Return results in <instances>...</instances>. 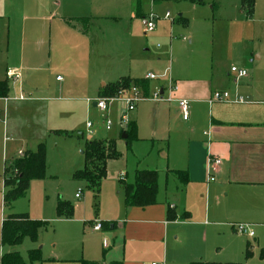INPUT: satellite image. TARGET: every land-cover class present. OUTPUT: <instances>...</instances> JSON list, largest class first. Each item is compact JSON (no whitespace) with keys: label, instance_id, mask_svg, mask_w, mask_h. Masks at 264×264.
I'll return each instance as SVG.
<instances>
[{"label":"crops","instance_id":"1","mask_svg":"<svg viewBox=\"0 0 264 264\" xmlns=\"http://www.w3.org/2000/svg\"><path fill=\"white\" fill-rule=\"evenodd\" d=\"M203 1V5H195L188 0H0V81L9 87L7 98L0 99L5 115L19 110L54 113L56 106L52 103L60 101L69 106L58 121L63 125L53 126L51 122L57 121L51 120L45 127H38L37 135L26 141L20 154L36 152L46 135L66 136L54 133L56 130L78 132L82 117L95 116L90 120L93 128L87 142L113 141L118 151V143L127 140L122 136L131 123L137 125L142 138L143 128L151 126L154 150L166 164L159 161V167L138 170L158 172L156 204L127 208L125 193L122 196L119 191L117 198L105 203V215L98 221L118 222L120 227L105 231L100 252L85 249V260L66 264H145V257L151 256L159 243L163 245L162 258L167 261L171 234L185 245L171 264H239L248 249L254 254V247L264 255V101L209 103L215 92H228L231 99L242 98L238 88L247 77L236 83V75L231 73L235 65L229 68V60L223 55L225 44L233 52L243 47L251 57L249 62L245 56L239 58L241 68L250 70V92L264 96V51L259 43L255 45L259 29L255 21L264 20L263 8L256 0L254 15L248 19L242 0ZM167 12L170 19H165ZM151 14L160 20L153 32L146 33ZM8 70L18 71L21 80H9ZM56 74V80L62 83L58 86L53 84ZM150 74L159 79L147 80ZM123 79L146 81L148 93L140 88L147 97L160 92L175 101L187 100L191 105L189 120H183L177 102L148 100L137 106L126 123L119 106L112 104L107 116L113 126L108 131L102 114L91 102L100 98L106 86ZM170 82L176 87L172 93ZM234 84L236 90L231 94L229 89ZM40 101L47 105L40 107ZM87 122L79 133L82 138ZM3 125L6 135L8 124ZM209 156L222 161L214 182L207 174ZM121 159L122 155L108 162L107 175L110 164ZM76 168L78 171L81 167ZM124 176L122 172L121 178ZM4 181L5 177L1 229L9 215H20L14 204L5 206ZM120 181L135 182L129 183L126 178ZM102 194L103 200L104 190ZM239 224L252 226L254 238L239 236L234 228ZM213 235L226 243L220 247V259L209 257L207 244ZM18 248H0V258L20 252ZM120 248L123 253L116 257ZM53 259L49 261L57 260Z\"/></svg>","mask_w":264,"mask_h":264},{"label":"rangeland","instance_id":"2","mask_svg":"<svg viewBox=\"0 0 264 264\" xmlns=\"http://www.w3.org/2000/svg\"><path fill=\"white\" fill-rule=\"evenodd\" d=\"M259 2L261 3V8H263L261 14H264V0H259ZM172 13L173 15H176L175 10H172ZM255 25L259 27L257 33L258 42H256L255 45L259 43L264 51V20L258 19L255 21ZM223 55L229 60V68L231 65H235L238 69H242V64H240L241 62L239 60L240 57L245 56L246 59H248V62L250 61L249 58H251L247 56L246 52H244L243 47L238 48V51L236 49V51L233 52L231 47L227 44L224 46ZM244 69H248V67ZM248 71L249 77L241 81L242 86H239L238 88L239 94L242 96L243 100L250 104L257 101H264V96L250 92V87L248 86L250 70L248 69ZM56 77L57 74L53 78V84L58 86L59 83H62L61 80H56ZM59 77L65 79L63 74H60ZM236 86L234 84L230 87L229 92L231 94L235 92ZM158 93L160 94V92ZM169 97L170 96L167 93L164 97V102L172 103L167 101ZM38 104L40 107H43L44 105H47V102L40 101ZM65 104L68 103L66 101L52 103L56 108H54V113L50 112L51 117L49 113L41 110H37L36 112H33V110L30 112L19 110L16 114L7 112V116H12L14 114V116L12 118L9 117V119L5 115L4 109L0 106V213L3 207V179L5 176L13 180L15 179V176L11 171L7 174H5V171L10 169L11 164L20 157L19 152L23 151L26 141L32 140L34 135H37L35 131L38 130V127H45V124L51 120L57 121L51 122V125L53 126L63 125L58 123V121H60V117L64 115L63 109L67 108L69 110V106ZM58 108V113H55ZM81 116H83V114H81ZM94 118L95 116L90 119L82 117L78 124L80 126L78 132L74 133L67 131L68 135L65 137L45 136V141L42 144L46 146L47 151L46 176L42 180L32 181L28 192L29 196L27 198L25 197V199L18 200L13 205L16 212H20L16 214H27L31 218L32 216H35V220L42 221L45 224L43 231L39 234L36 242L31 241L30 239H25L23 244L19 246L18 249L21 252L20 255L25 264H42L43 262L45 264H66L71 260H85V249L89 250L92 248V250L100 252L105 238L103 234L106 232L101 231L100 233H95L92 230V226L94 223L100 222L98 221L99 218L104 217L106 212L105 203L113 201V198H117L119 196V191H121L122 196H124V190L122 184H119V181L122 178H126L127 181L131 183L135 180L136 172L138 170L148 169V167H159V165L157 166L159 161L162 162V165H166L164 161L158 159V153L154 150L155 145L152 141L153 138H151V126H146L143 128L145 131V137L142 138L137 134V139L131 140L130 149L127 147V142L120 141L118 143V151L121 153L122 159L110 164L107 178L102 183L101 192L97 196L95 192L89 188L86 182H80L73 179V175L76 172L75 169H77L76 167H81L80 169H82L84 165V155L82 153H84L86 149L89 130H85L84 138L80 137L79 133L81 134L83 132L82 129L85 127L83 126V123H86V121L89 122ZM5 122L8 124V132L6 135H4L3 132V124ZM30 127L31 131H29ZM56 131L66 132L64 130ZM56 131H54V133ZM25 156L26 153H24L23 157ZM80 169L78 168V170ZM122 172L127 175V177L124 176L121 178ZM164 178L165 177L162 176V179ZM80 190L82 191V199L76 200L75 195ZM103 190L105 192V198L102 200ZM60 201L73 207L74 214L72 217L58 216V206ZM29 207H31V209H29ZM92 221L94 222L87 223ZM109 241L110 243L112 242V240ZM35 245L38 246V248L32 250V247ZM225 245L226 243L223 238L218 237L217 235L209 237L207 244L210 254L209 257L220 259V257H218L220 256V247L224 248ZM167 248V261L162 258L163 245L159 243L153 249L155 252H153L152 255L149 253L151 256L145 257L144 263L159 264L162 263V261H165L166 264L167 262L171 264V262H175L178 255L185 250V245L182 242H178L175 235L171 234L168 239ZM254 248L255 251L251 258H247L245 253L244 261L239 264H264L261 251L258 253L256 247ZM35 250H40L42 257L41 262L30 261L29 252ZM122 253V249L120 248L117 250L115 256L120 257ZM111 256H114V252L111 253ZM53 257V260H57L49 261ZM216 264L223 263L218 261Z\"/></svg>","mask_w":264,"mask_h":264},{"label":"trees","instance_id":"3","mask_svg":"<svg viewBox=\"0 0 264 264\" xmlns=\"http://www.w3.org/2000/svg\"><path fill=\"white\" fill-rule=\"evenodd\" d=\"M195 5H203V0H188ZM256 0H242V9L246 12V18L251 19L254 15ZM131 84H136L148 93L149 86L146 81H130L123 79L121 82L106 86L100 93V98H111L122 88H128ZM9 87L7 82L0 81V99L7 98ZM138 128L135 123H131L128 129L124 131L128 136L126 142L128 149L131 148V140L137 139ZM58 135H68L67 132L57 131ZM121 155L116 149L113 141L94 140L87 142L84 152V168L76 171L73 179L80 182H86L91 190L98 196L101 192L102 182L107 178V166L109 161L120 159ZM9 170V171H7ZM5 174L13 173L15 179L5 176L4 186L5 206L10 208L16 201L24 199L30 189L32 181L42 180L47 172V151L44 144L39 145L36 152L26 153L23 158L17 159ZM159 174L156 171H138L136 172L135 182L127 184L121 181L124 193L125 204L127 208L137 207L146 208L155 205L158 196ZM187 183V180L184 182ZM74 209L65 202L60 201L58 206L59 217H72ZM188 219V216H187ZM45 224L42 221L32 220L27 214L9 215L2 224L1 245L0 248H16L23 244L25 239L36 242L40 231ZM103 230H116L120 227L118 222L102 224ZM247 258H251L252 253L248 249ZM264 259V255H262ZM29 259L31 262H41L40 250L30 251ZM0 264H25L21 255L17 251L7 253L0 258ZM81 264H100L82 261ZM204 264V263H192Z\"/></svg>","mask_w":264,"mask_h":264},{"label":"built area","instance_id":"4","mask_svg":"<svg viewBox=\"0 0 264 264\" xmlns=\"http://www.w3.org/2000/svg\"><path fill=\"white\" fill-rule=\"evenodd\" d=\"M156 0H153V2ZM171 14L167 12L165 15V19H170ZM160 20V17L156 14H151L149 19L147 20L146 23V33H151L156 29V21ZM231 73L236 75V83H239L242 79L248 77V71L246 69H238L236 67H233L231 69ZM6 76L9 80L13 81L14 83L19 82L22 78L21 74L16 71V70H8L6 72ZM147 80H157L159 79L155 75H148L146 77ZM176 90V87L174 86L173 83H169V92L172 93L173 91ZM23 99V98H22ZM155 101V102H164L165 99L160 93H155L153 97H147L145 96L141 88L137 86L136 84H131L128 88H122L119 90L114 97L111 98H97L96 100H93L91 103L92 105H96V109L102 114V121L106 129L109 131L112 129L113 122L107 116V114L110 111L111 105L112 104H117L119 106V112L122 114L121 119L124 122L129 121V115L133 113L137 106L144 102V101ZM168 102H177L178 107L181 111L182 118L184 121H188L190 118V111H191V105L190 102L187 100H173L171 96L167 100ZM238 103V104H243L244 100L242 98H235L231 99L230 94L228 92H215L211 96L209 103L214 104V103ZM93 128V123L89 121L87 123V129L91 131ZM24 154H20V157L23 158ZM222 164V161L219 158H216L214 156H209L208 157V163H207V174L210 182H214L216 178V173L219 168V166ZM82 197V191L80 190L76 194V199H80ZM236 233L239 236H245L248 238H254L255 233L252 229V226L247 225V224H239L234 226ZM94 231L100 232L102 231V223L97 222L95 226L93 227ZM156 264V263H155Z\"/></svg>","mask_w":264,"mask_h":264},{"label":"water","instance_id":"5","mask_svg":"<svg viewBox=\"0 0 264 264\" xmlns=\"http://www.w3.org/2000/svg\"><path fill=\"white\" fill-rule=\"evenodd\" d=\"M94 106H96V105H94ZM127 138H128V136L125 134L122 136V139H124V140H126Z\"/></svg>","mask_w":264,"mask_h":264}]
</instances>
